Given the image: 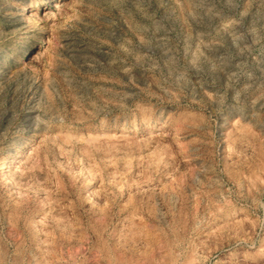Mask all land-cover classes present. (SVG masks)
Wrapping results in <instances>:
<instances>
[{
  "label": "rangeland",
  "instance_id": "374dc122",
  "mask_svg": "<svg viewBox=\"0 0 264 264\" xmlns=\"http://www.w3.org/2000/svg\"><path fill=\"white\" fill-rule=\"evenodd\" d=\"M0 264H264V0H0Z\"/></svg>",
  "mask_w": 264,
  "mask_h": 264
}]
</instances>
